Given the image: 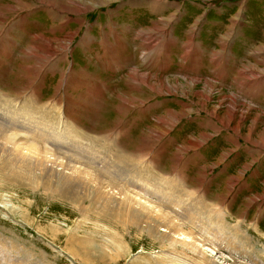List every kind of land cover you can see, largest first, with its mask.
Returning a JSON list of instances; mask_svg holds the SVG:
<instances>
[{
    "label": "rangeland",
    "instance_id": "374dc122",
    "mask_svg": "<svg viewBox=\"0 0 264 264\" xmlns=\"http://www.w3.org/2000/svg\"><path fill=\"white\" fill-rule=\"evenodd\" d=\"M0 98L41 110V125L63 111L103 186L60 198L0 154V264H264V0H0ZM7 126L10 147L44 145ZM143 166L196 203V224L177 227L191 241L148 232L143 210L129 223L117 189Z\"/></svg>",
    "mask_w": 264,
    "mask_h": 264
},
{
    "label": "bare ground",
    "instance_id": "6f19581e",
    "mask_svg": "<svg viewBox=\"0 0 264 264\" xmlns=\"http://www.w3.org/2000/svg\"><path fill=\"white\" fill-rule=\"evenodd\" d=\"M8 102L9 104L6 109H0V121H1L0 154L2 155V157H4L6 161L10 162L9 167L13 170V176L15 177V179L23 178L25 180V178H30V181H32L38 176L35 173L37 170L39 171V176H43V178H47V179L49 178L50 179L49 183L51 185H55V187L54 186L53 187L55 188L54 191L57 193L56 194L57 196L64 199L67 198L71 201H77L79 199L82 200V191L87 189L90 186V184L91 185L94 184L95 192H99V193L103 192L102 183L98 179L92 178V180L89 182L88 176L91 175L90 172L92 167L90 166L89 161L80 160L81 157L76 154L79 151L84 152V147H82L81 141L78 142L75 141L74 132L77 131L71 130L73 128V125L71 126L66 125L65 120L67 119V117L65 116L66 114H64L63 111L62 112L54 111L55 117L52 116V119L49 122H47V124L41 125L37 123L39 118H35V116H33L34 113H36V115L40 114L42 112L41 110L33 108L29 105H24L23 110L21 111V105H19L18 109L15 108L16 105H18L15 103L17 101L13 102L12 100H9ZM47 112L49 113L48 110ZM2 122H4V124ZM13 123L20 125L22 128H25L24 130H30L32 133L37 132L38 130L45 135L42 141V143H44L42 147L35 145L31 142H28L27 144L22 146V150H21V151H39V152L30 155H24L21 153V151H18L17 148L10 147L8 145L9 143H11L12 140L15 139L16 136L19 135V133L17 132L8 133L11 130V128L7 126V124L11 125ZM66 139H68V144L64 142ZM45 152H48L49 156H47ZM42 154H44L46 161L50 156L58 159V164L59 166H61V169L56 170L55 167L42 164L41 163L43 156ZM87 155H88L87 156L88 160L93 156L92 154H87ZM115 156L117 160H119L125 165L127 164L128 155L126 156V154L122 152H117ZM20 163H24L25 165H21ZM104 167L106 169L112 170L111 166L107 164H105ZM126 169H128V171L127 170L122 171L125 180L130 179L132 172L134 173L137 172V168L131 170L129 168ZM148 173H149L148 170L145 169V167L143 166V181L136 179V183H134V185L132 184V186L134 187L132 192L125 190L124 187L117 189L118 195L124 193L123 199H120L122 200V205L120 206L122 207V210L124 209L127 212L128 216L130 217L129 223H133L140 220L142 218L141 212L143 210V219H141V221L143 220V222L146 224V230L148 232L155 231L156 229L155 226L157 227V229L158 227H163L165 229H162L160 232H164L169 235L178 234L182 236L180 239L182 240L189 239L191 241L189 235L184 232H178L177 227H180L184 223L193 225V223L197 222V219H195L197 215L193 216L192 214V213L194 214L197 213L196 210H192L193 205L196 203L184 204L187 200L182 199V196L183 195L185 196V194L182 193L177 194L173 190L171 189L169 190L165 188L164 184L158 181L159 178L158 174H154L152 172L151 173L153 176L152 179L156 181H154V184L148 183L150 181V179L146 176ZM138 182L143 183L142 186L143 201L141 198L142 196H140L141 194H139V192L142 190V187L138 185L139 184ZM149 187H151L150 188L152 192L151 194L147 190ZM163 193L164 195H162ZM146 194L158 198L159 203H165L164 207L166 209L151 204V202L147 198H145ZM103 198L106 199V197ZM111 199L113 198L109 197L107 200H111ZM60 201L62 200L60 199ZM199 201L201 202V199H199ZM135 203L140 205L141 208H139L138 210L137 208H134L133 204ZM174 205L179 208L175 210L177 207L175 209H171V207H169ZM202 209H204V212L211 210L208 205H203L200 211H202ZM170 211L172 213H175L174 214L175 216L171 214ZM204 212L202 211V213ZM178 213L180 215H178ZM198 217L200 216L198 215ZM192 240L193 241L191 245L193 247L195 245L194 243L196 239L192 237ZM194 247L196 248V246ZM170 259L171 261L165 259L166 263L176 262L173 259V257H171Z\"/></svg>",
    "mask_w": 264,
    "mask_h": 264
}]
</instances>
